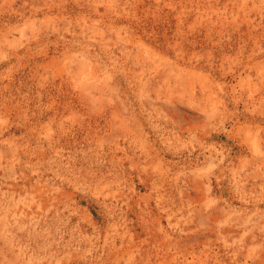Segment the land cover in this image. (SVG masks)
<instances>
[{"label": "rangeland", "instance_id": "1", "mask_svg": "<svg viewBox=\"0 0 264 264\" xmlns=\"http://www.w3.org/2000/svg\"><path fill=\"white\" fill-rule=\"evenodd\" d=\"M0 264H264V0H0Z\"/></svg>", "mask_w": 264, "mask_h": 264}]
</instances>
